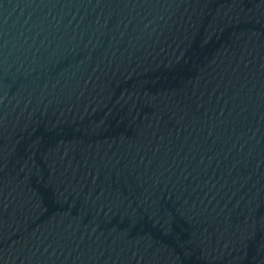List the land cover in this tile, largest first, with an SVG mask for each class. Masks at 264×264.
I'll list each match as a JSON object with an SVG mask.
<instances>
[{
	"label": "water",
	"instance_id": "obj_1",
	"mask_svg": "<svg viewBox=\"0 0 264 264\" xmlns=\"http://www.w3.org/2000/svg\"><path fill=\"white\" fill-rule=\"evenodd\" d=\"M0 264H264V0H0Z\"/></svg>",
	"mask_w": 264,
	"mask_h": 264
}]
</instances>
